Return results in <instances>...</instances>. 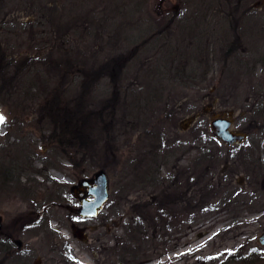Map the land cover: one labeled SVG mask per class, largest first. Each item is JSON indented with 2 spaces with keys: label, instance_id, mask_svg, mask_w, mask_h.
<instances>
[{
  "label": "rangeland",
  "instance_id": "374dc122",
  "mask_svg": "<svg viewBox=\"0 0 264 264\" xmlns=\"http://www.w3.org/2000/svg\"><path fill=\"white\" fill-rule=\"evenodd\" d=\"M171 53L181 55L178 70L196 74L175 78ZM228 110L247 134L230 145L208 125ZM62 115L74 118L72 129L64 121L70 142L53 141L52 118ZM4 159L14 169L11 184L0 181V214L35 247L36 263L55 254L71 264H163L181 251L166 264H243L235 253L252 247L264 255V0H0ZM98 168L108 197L89 219L98 227L77 241L75 216L43 204L62 185L69 197V178Z\"/></svg>",
  "mask_w": 264,
  "mask_h": 264
},
{
  "label": "flooded vegetation",
  "instance_id": "af4514ba",
  "mask_svg": "<svg viewBox=\"0 0 264 264\" xmlns=\"http://www.w3.org/2000/svg\"><path fill=\"white\" fill-rule=\"evenodd\" d=\"M207 51H211L209 47H207ZM202 51H204V48L201 47ZM229 50V49H228ZM231 51V50H229ZM5 162H0V181H9L11 184L12 176H13V169L14 164L11 163L12 160L10 159H4ZM18 168H21L23 171V167L29 165L28 164H17ZM73 165V163H71ZM177 165L173 164L172 166L169 165L168 174L173 176L174 169ZM84 170V169H83ZM24 172V171H23ZM86 172V171H85ZM83 173V172H82ZM93 174L92 175H85L83 174L81 178H69L70 182H72L70 187V196H66V193H64L65 187L67 185H62V187H59V193L55 195L53 198H50L46 201V204H43V210L48 213L50 211L51 207H59L64 209L68 214L72 213L75 216V220H70L71 223L69 224V231L71 232V236L77 239V241L85 242L86 240V234L85 232L88 230V228H93L95 225L90 224V220L92 217L96 216L98 212L101 210H98V212L95 215H81L77 212V208L80 205V202L82 199L91 198V195L88 194V191L93 186ZM64 177V176H63ZM62 176L57 178L56 180H61ZM8 184V185H9ZM180 184L179 190H184L185 185ZM187 186V185H186ZM170 187L172 191L178 190V187H173L172 184H170ZM68 188V187H67ZM174 188V189H173ZM32 194L34 193L33 186L31 187ZM43 212V211H41ZM47 218V217H46ZM16 219H18L16 217ZM93 227H92V226ZM98 227V225L95 226V229ZM13 221L10 220L8 222H3L1 214H0V264H71V260L66 257V255H51L50 257H38L39 262L36 263L35 260H37V253L34 246H24L22 243L23 241L17 237H14L13 235ZM79 235V236H78ZM31 254V256L29 255ZM36 254V255H35Z\"/></svg>",
  "mask_w": 264,
  "mask_h": 264
},
{
  "label": "water",
  "instance_id": "95a60500",
  "mask_svg": "<svg viewBox=\"0 0 264 264\" xmlns=\"http://www.w3.org/2000/svg\"><path fill=\"white\" fill-rule=\"evenodd\" d=\"M198 113H194L189 117L193 119ZM233 116L232 111L228 110L225 113L212 114L209 118L210 131L222 142L233 144L241 142L246 137V134L241 131L232 130ZM94 185L89 189L88 194L92 198L82 199L78 209L81 215H94L101 208L108 196V181L103 169H97L94 172L92 179ZM79 236V235H78ZM257 243L264 245V231L257 237Z\"/></svg>",
  "mask_w": 264,
  "mask_h": 264
},
{
  "label": "trees",
  "instance_id": "16d2710c",
  "mask_svg": "<svg viewBox=\"0 0 264 264\" xmlns=\"http://www.w3.org/2000/svg\"><path fill=\"white\" fill-rule=\"evenodd\" d=\"M170 51L169 52H172L171 51V49H169ZM207 53L208 52H206L205 54H203V57L206 55L207 56ZM175 53H171V54H165V59L164 60H167V65H169V69H171V70H174V72H173V74L172 75H174L175 76V78H177L179 75L180 76H187V75H190L191 77H193L194 76V74H196V72H193L192 71V68H190V70L189 69H184L183 70V68L181 69V70H178L179 68L177 67V65H179L177 62L178 61H180V56L181 55H174ZM183 57V56H182ZM184 58H186V56H184ZM197 60V59H196ZM194 63V62H193ZM190 65H191V63H189ZM184 65L185 66H188V64H187V60L185 61V63H184ZM177 71V72H176ZM190 71V72H189ZM186 79H188V78H186ZM186 79H176V80H186ZM173 80V79H172ZM174 81V80H173ZM53 106V104H50V105H48V111H51V112H59V108L58 107H52ZM62 117V120L63 121H61V122H59V120L56 122V118L55 119H53L52 117V121L55 123L54 124V129H56L57 128V134H56V136H55V138H56V141L55 140H53L54 142H61L62 141V139H63V141H67V142H70V140L71 139H69V138H66V137H68L67 135L68 134H71V132L69 131V129H67L66 127H65V123H66V126L68 127V128H70V129H72L71 127H70V124H68L67 123V121L68 122H72V120L74 119L73 117H71V116H68V115H62L61 116ZM64 118V119H63ZM67 120V121H66ZM64 121H66L65 123H64ZM58 125H57V124ZM74 126H76V125H74ZM74 126H73V128H74ZM74 131H75V129H74ZM79 134V133H78ZM67 149V148H66ZM65 148H64V150H66ZM68 150V149H67ZM66 150V151H67ZM70 150H72L73 152H74V148L73 149H70ZM151 173V172H150ZM235 254H237L236 255V259L234 260V263L237 261V262H241V263H243V264H264V255H262V253H261V250L260 249H256V248H254V247H252L249 251H247V252H245V254H240V253H235ZM229 259H226V260H224L222 263L223 264H228V261ZM228 261V262H227Z\"/></svg>",
  "mask_w": 264,
  "mask_h": 264
},
{
  "label": "bare ground",
  "instance_id": "6f19581e",
  "mask_svg": "<svg viewBox=\"0 0 264 264\" xmlns=\"http://www.w3.org/2000/svg\"><path fill=\"white\" fill-rule=\"evenodd\" d=\"M194 245V244H193ZM195 245H198V243L197 244H195ZM185 246V252H188V251H192L193 252V246L191 247L190 245H184ZM181 251H178V252H176L175 253V255H174V253H172L171 254V257L170 258H165V260H164V262H163V264H166V263H168V261H170V260H174L175 259V256L176 255H178L179 256V253H180ZM174 255V256H173ZM82 261H84V262H86V264H89L88 263V261H87V259H83L82 257L80 258ZM82 263V262H81ZM157 262H154V263H152V264H156ZM174 263V262H173ZM170 264V263H169ZM177 264V263H176Z\"/></svg>",
  "mask_w": 264,
  "mask_h": 264
}]
</instances>
